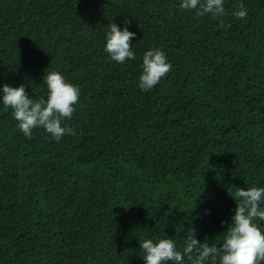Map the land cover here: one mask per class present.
I'll list each match as a JSON object with an SVG mask.
<instances>
[{
    "label": "trees",
    "instance_id": "obj_1",
    "mask_svg": "<svg viewBox=\"0 0 264 264\" xmlns=\"http://www.w3.org/2000/svg\"><path fill=\"white\" fill-rule=\"evenodd\" d=\"M179 4L0 0V83L39 97L58 70L79 87L59 141L25 137L0 105V264H143L138 241L182 249L193 232L219 244L236 187L264 185V0ZM112 22L135 33L134 59L105 53ZM150 47L171 68L142 91Z\"/></svg>",
    "mask_w": 264,
    "mask_h": 264
},
{
    "label": "clouds",
    "instance_id": "obj_2",
    "mask_svg": "<svg viewBox=\"0 0 264 264\" xmlns=\"http://www.w3.org/2000/svg\"><path fill=\"white\" fill-rule=\"evenodd\" d=\"M179 7L220 13L222 0H180ZM237 15L243 16L244 12L241 10ZM134 36L135 33L127 28L126 22L121 25L114 22L108 24L103 45L108 58L117 63L134 59L135 54L129 43ZM140 68L137 86L146 91L170 70L171 64L161 48L150 47L143 52ZM42 81L46 86V94L39 97L29 96L23 82L15 86L0 83V105L11 109L16 127L25 137L31 135L33 128L42 126L51 139L59 141L62 135L71 132V129L62 126L61 121L73 113L79 87L58 70L44 72ZM234 195L239 200L235 201L221 243L198 241L194 232L182 249L177 248L174 240L168 236L144 238L138 241L143 264H185V261L188 264H260L264 260V231L253 218L264 220V185L236 187Z\"/></svg>",
    "mask_w": 264,
    "mask_h": 264
}]
</instances>
